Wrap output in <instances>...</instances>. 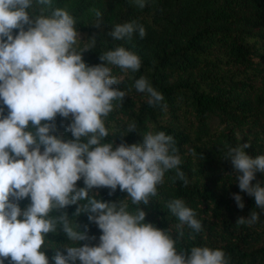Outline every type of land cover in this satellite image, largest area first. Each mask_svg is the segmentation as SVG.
<instances>
[{
	"label": "clouds",
	"instance_id": "obj_1",
	"mask_svg": "<svg viewBox=\"0 0 264 264\" xmlns=\"http://www.w3.org/2000/svg\"><path fill=\"white\" fill-rule=\"evenodd\" d=\"M130 2L143 9L147 0ZM93 11L98 27L103 14ZM76 24L66 8L53 7V0H0V264H50L49 248L55 249L52 264H230L219 248L177 249L185 227L202 231L196 212L183 199L168 201L178 223L167 229L146 222L141 207L128 211V200L148 205L164 185L166 173L174 171L173 182L178 179L184 186L189 180L181 170L174 137L164 131L145 133L142 144L103 142L110 134L107 117L122 107L131 91L113 87L122 78L112 75L110 66L127 74L138 72L142 61L118 46L99 56L106 65L89 66L84 53L97 41L95 36L82 39ZM137 32L141 39L146 36L144 26L133 20L116 24L108 35L131 41ZM133 87L146 95L150 106L164 99L144 76L135 79ZM57 115L71 119L67 131L73 139L52 134ZM133 132L135 122L119 136ZM249 147L226 146L224 159L230 160L240 190L264 210V187L252 183L257 171L264 172V155L252 158L245 151ZM81 179L85 186L77 187ZM99 188L110 189V195L119 189L128 196L110 203L92 195ZM233 198L243 210V198ZM24 199L30 203L22 209L19 202ZM71 205H78L75 217L86 213L98 226L102 234L97 246H81L96 237L89 236L87 225L83 230L72 225L65 210ZM259 219L253 210L236 225L252 227ZM58 230L69 243L52 247L48 234Z\"/></svg>",
	"mask_w": 264,
	"mask_h": 264
},
{
	"label": "trees",
	"instance_id": "obj_2",
	"mask_svg": "<svg viewBox=\"0 0 264 264\" xmlns=\"http://www.w3.org/2000/svg\"><path fill=\"white\" fill-rule=\"evenodd\" d=\"M53 7L66 8L76 18L82 39L95 36L96 47L83 57L89 66L106 65L99 56L118 46L141 58L138 72L125 74L110 66L112 75L122 78L113 87L131 91L122 107L107 117L110 134L103 142L142 144L145 133L164 131L174 137L182 157L181 170L189 184L184 186L178 179L173 182L175 172L170 171L148 205L137 206L128 200V211L135 213L141 207L147 213L146 222L167 229L178 223L167 203L181 198L196 212L202 231L195 233L185 227L184 236L177 240L178 250L209 246L222 249L230 264H264V210L256 207L254 197L240 190L230 160L224 159L226 146L242 143L251 144L245 151L252 158L264 155V0H147L143 9L130 0H53ZM93 10L103 14L98 27ZM133 20L144 26L143 39L138 32L131 41L108 35L116 24ZM141 76L163 95L161 104L150 106L146 95L135 90L134 81ZM131 122H135L136 132L121 138ZM54 123L52 134L65 141L73 139L67 131L70 118L57 115ZM255 177L252 183L264 187V172L257 171ZM84 186L83 179L77 182V187ZM93 191L98 192L92 193L97 199L110 203L128 196L119 189L111 195L108 188ZM234 194L243 198V210ZM19 203L26 208L30 199ZM77 207L65 209L72 225H80L81 230L87 225L89 236L96 237L81 246H97L101 231L88 220V214L75 217ZM253 210L260 216L255 225H236L238 218H247ZM48 240L52 247L69 243L60 230L49 233ZM46 254L52 264L55 249H46Z\"/></svg>",
	"mask_w": 264,
	"mask_h": 264
}]
</instances>
